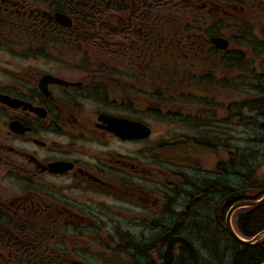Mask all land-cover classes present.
Segmentation results:
<instances>
[{"label":"flooded vegetation","instance_id":"obj_1","mask_svg":"<svg viewBox=\"0 0 264 264\" xmlns=\"http://www.w3.org/2000/svg\"><path fill=\"white\" fill-rule=\"evenodd\" d=\"M208 1L0 0V264H88L80 258L91 226L100 239L97 264H163L159 237L176 222L174 235L198 248L194 225L214 223V193L229 178L222 168L208 177L190 172L201 190L195 184L183 192L176 167L182 139L155 130L199 119L182 104L165 105L167 63L180 86L197 77V60L186 52L166 57L180 51L167 40L181 37L165 33L207 32L179 6L246 7L242 0ZM172 16L186 20L175 26ZM190 47L217 60L229 53L206 38ZM182 97L196 100L197 93ZM208 122L224 130L230 116ZM144 128L148 136L134 139ZM261 168L257 163V187H264ZM256 247L259 264L264 241ZM170 264H193L182 244L174 245Z\"/></svg>","mask_w":264,"mask_h":264},{"label":"rangeland","instance_id":"obj_2","mask_svg":"<svg viewBox=\"0 0 264 264\" xmlns=\"http://www.w3.org/2000/svg\"><path fill=\"white\" fill-rule=\"evenodd\" d=\"M169 5H171V3L166 5V7H168ZM213 16H214L213 14H209V15H206L205 17L204 15L202 17H198L197 18L198 25H200L202 28H206L208 25H210L211 21L213 20ZM185 20L186 19L181 16H172L169 18V21L171 22V24H176V26L180 24V22L185 21ZM253 20L255 21V19ZM239 22H240V19L238 17H234L232 18L231 25L235 26ZM243 22L250 23V21H247L245 19H243L241 23ZM255 24L256 22H253V25ZM244 28L245 29L242 32L238 33V32H235L234 29L230 26V30L228 31L226 36H228V38L230 39V45H229L230 50L241 52L242 57H247L248 55L251 54V51H252L251 48H253L254 44L260 45V48H261L262 43H264V33L262 32L258 33V36H257V33L252 32L248 27H244ZM175 47L181 48L183 51H186V53L191 58L202 57V54L198 52L195 48L192 49L190 45L187 44V42L176 44ZM262 53H264V51H262ZM198 61H205V60H198ZM209 62L212 64L206 63V64H202L198 66L199 67V71H198L199 77H197V80L199 81L196 82V79L195 80L192 79L190 82L188 83L185 82L183 85L185 86V84H187L186 87H189V84L191 83L193 84L194 87H197L198 89L203 87L202 97L199 100H194L192 97H182V98L177 97L176 98L174 96L173 98L175 101L181 100L183 102V105L186 108L184 111L189 112V110L187 109H190V111H195L193 110L195 106H197L196 111L207 110L205 109V107L207 106L209 108H212L213 110L210 113V118L212 120H215V119H220L222 115L228 116L231 113V110H234L236 106H239L240 103H242V101L239 100L238 98L242 97L243 94L241 93V90L242 89L244 90L245 88L238 89L240 82H239V79L232 78L235 74V72H233L232 69H230L229 71H226L224 74L225 76L229 77V79L234 80L232 81L234 85L229 86V88H221V87L204 85L205 81L200 78L201 75L207 74L209 77L213 73H215L216 75L220 73V71H218V69L215 67V65H217L218 63H216V61L213 62L211 60ZM255 63L258 65L259 61L257 60ZM261 65H263L262 70H264V62ZM252 66H255V64L254 65L251 64L250 69H248L246 62H244L243 66H241V68L238 70V72L241 74L240 78L241 79L244 78L245 82H250L249 80L245 78V74L252 71L251 69ZM257 69H259L260 71V65L257 66ZM202 70H206L207 72H203ZM175 74L176 72H174V70L166 68V85H167L166 90H167V93L169 91L168 95L171 97L173 96V93L177 91H182L183 89L177 85L178 84L177 82H175L174 84L173 76H175ZM220 76H221V73L219 74V77L217 79H220L221 78ZM254 82L256 83L259 81H254ZM165 105H166V108H168L169 106H172L173 108H178V106H176V103L173 102L172 98L166 99ZM228 109L230 111H228ZM170 118L172 120L174 119L172 116ZM245 121L252 122V119L251 120L245 119ZM188 124H194V120H191L190 123ZM186 125L187 124L183 123V127H186ZM258 125L259 123H257L256 126L254 124H251L250 126H245V125L236 126V125L231 124L228 127L224 125L225 130H222V131L216 130L215 135L213 136V139L209 141H211L212 144L217 143L223 149H224V145H227V148L235 147L239 149L241 148L245 149V147L246 148L248 147L252 150L253 149L257 150V148H259L260 152H264V129L262 130L258 129ZM189 129H191L190 125H189ZM249 135H252V136H249ZM249 137H253V139H250ZM258 138L261 139L262 142L258 141ZM221 147H215L214 151H210L209 153L210 157L209 155H206V154L204 157H202V155L200 156L199 153H201L202 151L199 150V153L197 152L196 159L193 160L190 164L186 163L182 165L180 167V169H182L181 171L185 174H188V172L189 173L192 172L194 176L200 175V173H209V171L213 173L212 170L214 169L215 164H216L215 162L218 158V156L217 157L215 156L214 152L216 151L218 153H221L222 158H219V159H224V156H225V153L222 151ZM232 153L235 154L236 152L233 151ZM207 176H211V175H207ZM64 237L65 238L63 240L66 243H69L73 239L71 237V234L67 232H66V236ZM84 239H85V242L87 243L86 251L89 252L92 257H96L98 250H99V245H97L96 240L90 239L87 234H85ZM225 243L227 244V247L231 246L230 243H228V241H225ZM229 255L230 254H228V256ZM226 259H229V258H226ZM221 262L222 264H230V262H227V261L225 262L221 261Z\"/></svg>","mask_w":264,"mask_h":264},{"label":"trees","instance_id":"obj_3","mask_svg":"<svg viewBox=\"0 0 264 264\" xmlns=\"http://www.w3.org/2000/svg\"><path fill=\"white\" fill-rule=\"evenodd\" d=\"M231 60L232 62L238 63L240 62V59H238L239 57H232L231 56ZM260 81H261V85H259L258 83L256 85H254V89H255V94L253 95H249L248 96V101H244L243 103L245 104V108H247L249 111V113L251 112H255V110H257V114L259 116L254 117L255 121L253 120V122H257L260 119L263 120L264 117V73L260 75ZM241 106H238L239 109L242 108ZM238 112L234 115L235 118H240L242 120V118L246 115L242 110H239ZM247 116V115H246ZM263 116V117H262ZM260 120L259 123V127L260 130L264 129V122L262 123ZM253 139V138H250ZM260 142H262L260 139L258 140ZM225 151L228 152L230 159H229V164L227 166H225V172L229 173L228 178L229 181L227 179H222V181H227L225 183H227L223 189V192H228V191H232L233 187L231 184H235L232 181H234L233 179H231V176L234 172V174H236V176L238 178H236L239 184V187H245L248 188L250 190L251 193H248L244 196L243 199L246 200H253L255 199V197L257 196L256 193H254L255 191V186H254V180H253V163L256 162L257 160H264V152H260L259 148L256 149H250V148H231V147H226ZM233 151H235L236 153H232ZM237 156V157H235ZM222 192V191H221ZM260 193H258L259 195ZM241 214L238 215L239 218V230L241 232V234H243L244 236H252L254 233H256L257 231H259V229L261 227H264V215L259 216L257 213L256 209H243L240 211ZM216 222L214 221V223L211 225L207 223L206 221H199L196 225H194V228L197 229L198 232V237L197 240L199 241V243H202L203 241L205 242V236L206 234H209L211 230L215 231V232H219V229H217V227L215 226ZM221 229V228H220ZM216 237L213 239L214 241V245H216V241H218V237L222 236V233L215 235ZM210 241V239H208V242ZM205 245V244H204ZM206 248V247H205ZM212 253L211 255H214L212 257L217 256V254L219 253L216 250H213L210 248L209 253ZM230 252V251H229ZM255 252L257 251V248L254 247H235L234 248V252L232 253L231 256V260H230V264H257V260H256V256H255ZM259 256L262 255V258L264 256V250H262V252L260 254H258ZM229 257V256H227ZM260 259V258H259Z\"/></svg>","mask_w":264,"mask_h":264},{"label":"water","instance_id":"obj_4","mask_svg":"<svg viewBox=\"0 0 264 264\" xmlns=\"http://www.w3.org/2000/svg\"><path fill=\"white\" fill-rule=\"evenodd\" d=\"M211 40H212V42H213L217 47H219V48H226V46H227V41L224 40V39H221V38H212ZM243 192H244V191H242V193H243ZM242 193H235V194H233V195H231V196H235V195L238 196L239 194H242ZM263 201H264V196H263V197L261 198V200H259V201L241 202V203L235 205L232 209H235V208H237V207H255V206L259 205L260 203H262ZM232 209L229 211V213H228V217H227V226H228V230H229L230 235L232 236V238H234V240H236L237 242H239V243H241V244H243V245L253 244L254 241H255V239H253V240H251V241H243V240L240 239V238L236 235V233L232 230V228H231V226H230V224H229V221H228L229 214L232 212ZM174 228H175V227H174ZM174 228H173V230H174ZM181 240H182L181 242L185 244V247H186V249H187V251H188V255L190 256V258H191V259H194V260L196 261L197 258H196L195 250L193 249V247L190 246V245L187 243V241H185V240H183V239H181ZM170 252H171V247L168 246V248H167V250H166V255H167V254H170ZM263 264H264V263H263Z\"/></svg>","mask_w":264,"mask_h":264},{"label":"bare ground","instance_id":"obj_5","mask_svg":"<svg viewBox=\"0 0 264 264\" xmlns=\"http://www.w3.org/2000/svg\"><path fill=\"white\" fill-rule=\"evenodd\" d=\"M229 164V163H228Z\"/></svg>","mask_w":264,"mask_h":264}]
</instances>
